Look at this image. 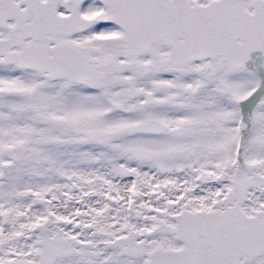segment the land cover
Wrapping results in <instances>:
<instances>
[{
  "label": "snow or ice",
  "instance_id": "snow-or-ice-1",
  "mask_svg": "<svg viewBox=\"0 0 264 264\" xmlns=\"http://www.w3.org/2000/svg\"><path fill=\"white\" fill-rule=\"evenodd\" d=\"M0 264H264V0H0Z\"/></svg>",
  "mask_w": 264,
  "mask_h": 264
}]
</instances>
